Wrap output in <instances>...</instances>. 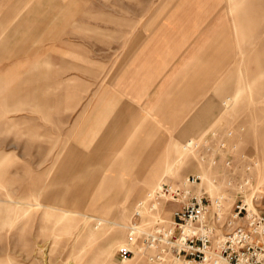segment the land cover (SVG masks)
I'll return each instance as SVG.
<instances>
[{"label": "rangeland", "instance_id": "obj_1", "mask_svg": "<svg viewBox=\"0 0 264 264\" xmlns=\"http://www.w3.org/2000/svg\"><path fill=\"white\" fill-rule=\"evenodd\" d=\"M49 1L47 13L53 12V2H61L62 40L77 44V68L63 67L54 74V67H46L45 73L36 63L26 69L20 62L8 67L11 56L0 52V264H148L143 257L121 255L135 206L146 202L161 182L192 174H204L200 186L210 195L227 197L226 208L247 175L255 187V194L247 197L264 215V0H191L196 3L188 11L214 16L228 33L211 43L221 48L215 62L205 58L206 103L179 137L180 122L168 124V129L158 124V139L149 142L144 132V141L136 140L141 129L132 127L126 141L110 148L106 163L98 165L92 158L104 155L99 146L110 144L118 132L110 128L107 139L96 133L84 137L86 115L81 109L93 87L85 82L104 69L103 60L113 72L119 51L116 42L102 50L103 38L108 42L117 37L103 36L98 28L116 27V18H137L135 27H141L149 13L161 18L186 0ZM12 8L13 0H0V17ZM87 23L93 29L87 30ZM5 28L0 29V43L9 34ZM87 37L95 38L93 46L87 47ZM71 74L75 85L65 81ZM60 79L61 84H54ZM73 89L75 109L69 108ZM60 94L63 100L53 101ZM76 111L77 128L70 137L66 130ZM209 130L219 132L231 147L230 168L221 160L214 168L201 165L187 145ZM71 143L78 152L69 151ZM250 157L255 166L245 171ZM172 208L164 204L151 222L168 221Z\"/></svg>", "mask_w": 264, "mask_h": 264}, {"label": "crops", "instance_id": "obj_2", "mask_svg": "<svg viewBox=\"0 0 264 264\" xmlns=\"http://www.w3.org/2000/svg\"><path fill=\"white\" fill-rule=\"evenodd\" d=\"M183 2L187 6H177L182 10L175 7L172 12L163 13L161 18H154L157 13H149L150 17L146 19L148 22L141 27H135L137 18H116L119 21L115 23L116 27L103 25L98 28L103 36L117 37L116 41L108 39V42L103 38L101 44L104 51L111 43L116 42L118 59L113 72L109 68L105 69L103 60L104 69L99 75L86 80L85 83L93 84V87L86 98V106L81 109L86 115L82 131L84 137L89 139L92 133L103 134L104 139L110 138L107 133L110 128L117 129L118 133L111 137L110 144L99 146L104 155L92 158L96 165L106 163V154L110 148L126 141L132 127L141 129L136 140H143L141 136L144 132L149 142L158 139V124L167 128L168 124L171 126L180 122L182 125L177 130L179 137L190 118L197 115L206 103L205 58L210 56L215 62L214 54L221 48L217 49L218 45L211 43L228 33L225 28L216 25L214 16L207 19L201 14L188 11L195 1ZM47 3L50 1L13 0L12 13L0 17V29L6 27L9 32L0 43V52L8 53L12 58L8 67L17 62L24 69L37 64L44 67L45 73L46 67H54V74H60L63 67L77 68V44L62 40L61 2L59 5L53 2L52 13H47L48 9L51 10L46 7ZM159 19L160 24L156 21ZM74 26L77 28L78 24L75 23ZM86 27L91 30L93 24L87 23ZM72 30L70 27V31ZM94 40L95 38L87 37V47L90 44L93 46ZM229 45L231 46L230 42ZM191 53L194 57L192 62L187 60ZM88 61L93 70V62ZM91 72L86 71L88 75ZM65 81L77 84V78L72 74ZM62 82L60 79L54 81V84ZM75 95L73 89L70 92L69 108L75 107L76 103H71ZM52 99L61 102L63 96L54 95ZM77 111L66 130L70 132V137L77 128ZM57 121L61 123V114ZM202 124L204 125V121ZM149 146L153 147L154 144ZM75 147L76 145L70 144L69 151L73 154L78 152ZM87 157L90 158L88 154Z\"/></svg>", "mask_w": 264, "mask_h": 264}, {"label": "built area", "instance_id": "obj_3", "mask_svg": "<svg viewBox=\"0 0 264 264\" xmlns=\"http://www.w3.org/2000/svg\"><path fill=\"white\" fill-rule=\"evenodd\" d=\"M192 144L200 164L214 168L221 160L225 168L231 167V147L219 132L209 130ZM254 166V158H248L245 171ZM240 185L232 205L226 208L227 197L218 193L223 199L217 200L218 194L206 193L195 174L162 183L146 202H137L128 244L121 255L140 256L148 264H264V215L247 197L255 194L247 175ZM164 204L173 206L168 221L151 222L154 212ZM145 213L148 220L143 219Z\"/></svg>", "mask_w": 264, "mask_h": 264}, {"label": "bare ground", "instance_id": "obj_4", "mask_svg": "<svg viewBox=\"0 0 264 264\" xmlns=\"http://www.w3.org/2000/svg\"><path fill=\"white\" fill-rule=\"evenodd\" d=\"M180 145H181V144H180ZM187 145H189V146H190V145H193V144H192V141H190L189 144L187 143ZM186 147H187V146H186ZM196 176L199 177L200 181H201V180L203 181V179H205V178H204V177H205L204 174H203V175H202V174H201V175H196ZM164 182H168V181H163V182L160 183V185H161L162 183H164ZM160 185H159V187H160ZM159 187H158V188H159ZM154 189H155V188H154ZM151 194H152V192H151ZM148 197H150V196H148ZM215 198H216L217 200H220V199L222 200V199H223V196L220 194V195L216 196ZM247 205H248V204H247ZM249 206H251V202H249L248 207H249ZM135 212H136V210H135ZM160 221H162V220H160ZM130 226H131V225H130ZM129 228H130V227H129ZM129 228H128V232H129ZM128 232H127V234H128ZM175 264H178V263L175 262Z\"/></svg>", "mask_w": 264, "mask_h": 264}]
</instances>
